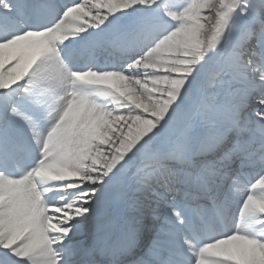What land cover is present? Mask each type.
Returning a JSON list of instances; mask_svg holds the SVG:
<instances>
[{
  "label": "snow or ice",
  "instance_id": "1",
  "mask_svg": "<svg viewBox=\"0 0 264 264\" xmlns=\"http://www.w3.org/2000/svg\"><path fill=\"white\" fill-rule=\"evenodd\" d=\"M0 264H264V0H0Z\"/></svg>",
  "mask_w": 264,
  "mask_h": 264
}]
</instances>
